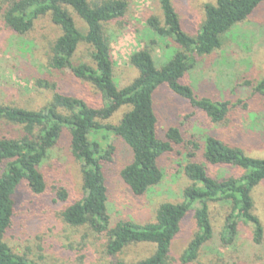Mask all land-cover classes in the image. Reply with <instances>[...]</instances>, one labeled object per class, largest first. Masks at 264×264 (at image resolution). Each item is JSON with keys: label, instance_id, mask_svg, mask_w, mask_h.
<instances>
[{"label": "trees", "instance_id": "trees-1", "mask_svg": "<svg viewBox=\"0 0 264 264\" xmlns=\"http://www.w3.org/2000/svg\"><path fill=\"white\" fill-rule=\"evenodd\" d=\"M154 1L161 16L149 17L147 29L159 40L171 41L176 46H165L166 51L173 50V56L156 68L149 48L133 53L129 63L138 75L120 87L113 77L107 27L125 25L130 0H0V23L18 36L27 35L34 22L49 17L60 35L49 50L47 67L54 72L68 71L75 79L90 84L103 95L104 101L103 107L97 110L80 99L58 92L54 85L39 81L37 87L54 91L43 110L0 105V123L21 130L18 139L0 138V264H34L12 253L5 236L17 216L22 190L28 201L27 209L36 211L39 205L47 202L48 190L41 168L63 130L68 132L70 153L79 165L83 197L61 213L62 220L72 228L87 227L94 234L104 236L108 257H116L130 246L150 245L153 253L149 257L130 264H168L171 243L187 215L193 213L197 231L182 260L184 264L195 261L200 250L214 238L208 202H220L229 207L224 229L219 235L221 247L234 249L238 222L252 224V243L256 247L262 246L264 231L253 214L252 192L264 181V159L248 157L240 148L225 145L213 137L203 138L205 163L237 167L243 171L241 177L215 180L203 165L192 161L195 154L190 152L183 167L189 185L182 191L181 203L161 204L153 223L111 225L105 174V167L112 162L113 155L108 144L109 135L120 138L132 153L130 163L119 174L130 193L142 197L158 186L163 176L159 160L179 148L184 139L177 127H169L165 140L159 139L154 94L165 86L173 96L200 111L210 123L224 121L228 104L197 98L190 87L181 83L182 79L195 67V55H210L219 50L222 36L249 19L264 2L216 0L214 5H205L204 21L191 37L183 31L171 0ZM70 12L84 24V32L77 28ZM81 45L90 50L88 63L74 61ZM254 92L264 97V78L255 84ZM120 108H127V112L116 126L100 123ZM192 146L198 150L197 145ZM54 199L64 203L67 194L60 190ZM195 204L200 207L194 208ZM109 264L128 263L112 261Z\"/></svg>", "mask_w": 264, "mask_h": 264}, {"label": "rangeland", "instance_id": "rangeland-1", "mask_svg": "<svg viewBox=\"0 0 264 264\" xmlns=\"http://www.w3.org/2000/svg\"><path fill=\"white\" fill-rule=\"evenodd\" d=\"M215 2L171 0L183 31L191 37L196 35L204 21L203 7ZM70 14L77 28L84 32V24L75 14ZM151 16H161L154 0H130L125 25L107 27L113 77L120 87L138 75L129 63L133 53L149 48L156 68L173 56V50L166 51L165 46H176L171 41L159 40L148 31L146 21ZM59 35L60 30L47 16L34 22L32 30L25 36L7 31L0 23V105L43 110L50 103L54 91L37 87L41 81L54 85L58 92L82 100L91 108L99 110L103 107V95L90 84L75 79L68 71L54 72L47 67V55ZM221 42V48L210 55L194 56L196 65L186 73L181 83L190 87L197 98L226 102L228 113L224 121L210 123L200 111L173 96L165 86L154 94L159 139L165 140L169 127H177L184 139L179 148L159 160L163 176L158 186L142 197H134L130 193L119 174L130 163L132 153L120 138L109 135L108 144L113 155L112 162L105 167V174L111 225L119 222L153 223L161 204L181 203L182 191L189 185L183 167L190 152L195 154L192 161L203 165L215 180L241 177L243 171L237 167L205 163L202 157L204 137H213L225 145L238 147L248 157L264 159V97L254 92L255 84L264 78V2L249 19L223 35ZM89 54V48L81 45L74 61L88 63ZM126 112L127 108H120L100 123L116 126ZM20 136V128L0 123V138L18 139ZM193 144L198 146V150L192 149ZM41 172L48 190L47 202L32 211L27 209L25 190L20 192L22 200L18 203L17 216L5 236L12 253L34 264H109L112 261L130 264L153 253L150 245H136L127 247L116 257H108L104 236L94 234L87 227L72 228L63 222L61 213L83 197L79 165L70 153L66 130H63ZM60 190L67 194L64 203L54 199ZM252 198L253 214L264 231V181L253 190ZM207 205L214 238L200 250L195 261L187 264H264V242L261 247L253 245L252 224L238 222L234 249L223 248L219 244V235L224 229L229 207L220 202H208ZM199 207V204L194 205V208ZM196 231L193 213H189L171 243L168 264H184L186 248Z\"/></svg>", "mask_w": 264, "mask_h": 264}]
</instances>
